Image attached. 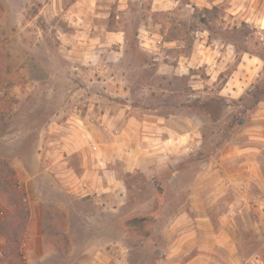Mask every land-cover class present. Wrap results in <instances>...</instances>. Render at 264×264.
Returning <instances> with one entry per match:
<instances>
[{
	"label": "crops",
	"instance_id": "0c3cea01",
	"mask_svg": "<svg viewBox=\"0 0 264 264\" xmlns=\"http://www.w3.org/2000/svg\"><path fill=\"white\" fill-rule=\"evenodd\" d=\"M223 1L190 0L196 8L206 9ZM179 3L159 0L164 11H172ZM252 28L264 49V22ZM206 34V30L195 33L201 50L181 57L182 62L165 71V76L184 78V68L188 71L198 62H207L204 80H195V74L188 77L192 98L206 94L203 85L213 82L220 84L217 94L222 98L238 101L248 96L259 77V56L238 54L234 68L221 78L237 52L234 45L219 39L207 44ZM86 40V48L98 43V38ZM117 75L125 78L123 73ZM117 82L118 86L105 85L89 103L72 107L64 118L33 129L30 150L24 151L23 145L12 151L9 141H0L7 180L21 194L26 212L24 225L12 228V220L6 222L13 205L0 195V264H130L127 255L132 248L154 259L142 264H244L232 227L231 207L239 201L222 198L219 202L212 191L230 189L232 184L221 178L228 173L224 160H235L234 171L257 172L259 125L253 123L244 131L249 137L244 148H233L230 155L225 148L216 154L204 153L201 126L213 121L208 115L184 100L174 106L135 101V89ZM260 106L254 100L256 118ZM240 108L238 115L246 113V107ZM201 155L221 160L202 166ZM216 174L219 181L207 180ZM184 178L189 181L185 183ZM221 203L228 211L214 212ZM263 219L261 210L257 223L261 238L264 230L258 225L264 228ZM132 221L153 225L142 233L121 226ZM215 222L221 225L215 227ZM12 238L18 239L15 254L9 250ZM129 238L138 241L132 245Z\"/></svg>",
	"mask_w": 264,
	"mask_h": 264
},
{
	"label": "rangeland",
	"instance_id": "374dc122",
	"mask_svg": "<svg viewBox=\"0 0 264 264\" xmlns=\"http://www.w3.org/2000/svg\"><path fill=\"white\" fill-rule=\"evenodd\" d=\"M259 22H264V0H224L211 9L180 0L172 11L161 10L159 0H0V141H9L10 146H6L12 151L23 145L24 151L30 150L33 129L53 118H64L72 107L94 99L106 89L105 85L118 86V80L135 89V101L174 106L184 100L200 114L213 115V121H204L201 126L204 153L216 154L225 148L230 155L233 148H244L249 141L244 131L257 123L261 133L257 172L234 171L231 163L235 160H224L228 173L221 174V178L232 184L230 189L212 191V196L219 202L222 198L239 201L231 209L240 256L244 264H264V233L262 238L257 234L259 216L264 211V205H259L264 200V49L252 28ZM199 30H206L204 38H208L209 45L214 39L234 45L236 60L225 66L221 78L234 68L238 54L259 56V77L248 96L238 101L222 98L217 94L220 84L213 82L212 86L202 84L206 94L192 98L188 77L195 74V80H204L207 62H198L188 71L184 68V78L165 76V71L178 66L181 57L201 50L195 36ZM86 37L98 38V43L86 48ZM254 100L261 102L258 118L254 115ZM241 106L247 111L238 115ZM202 156V166L207 161L221 160L218 156L213 160L211 155L209 159ZM4 166L0 164V195L14 208L6 223L12 220L11 227L20 229L25 203L16 186L7 182ZM207 180L219 181V175ZM188 181L184 178L185 183ZM228 208L221 203L214 212H227ZM152 225L150 221L121 223L124 229L141 233ZM9 240L13 248L9 250L15 254L18 239ZM126 240L132 245L138 241ZM136 249L127 255L130 264L154 262L151 255Z\"/></svg>",
	"mask_w": 264,
	"mask_h": 264
},
{
	"label": "trees",
	"instance_id": "16d2710c",
	"mask_svg": "<svg viewBox=\"0 0 264 264\" xmlns=\"http://www.w3.org/2000/svg\"><path fill=\"white\" fill-rule=\"evenodd\" d=\"M204 114H205V115H208L209 118H212V117H213V115H210L208 112H204ZM211 116H212V117H211ZM0 164L5 165L3 168H5L6 172H8V167H7L6 163H5L4 161H1V160H0ZM7 182L11 183L10 181H7ZM22 208L25 209V207H22ZM132 222H135V223H141V221H138V222H136V221H132ZM132 222H129V223H132ZM128 226H129V225H128Z\"/></svg>",
	"mask_w": 264,
	"mask_h": 264
}]
</instances>
